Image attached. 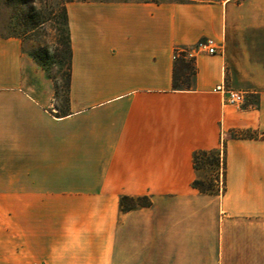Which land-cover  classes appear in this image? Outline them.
I'll list each match as a JSON object with an SVG mask.
<instances>
[{
  "label": "crops",
  "instance_id": "0c3cea01",
  "mask_svg": "<svg viewBox=\"0 0 264 264\" xmlns=\"http://www.w3.org/2000/svg\"><path fill=\"white\" fill-rule=\"evenodd\" d=\"M67 10L66 117L23 40L0 34V264H264V0ZM205 39L220 50L175 58ZM212 150L216 195L194 187V155ZM123 197L152 205L125 212Z\"/></svg>",
  "mask_w": 264,
  "mask_h": 264
},
{
  "label": "rangeland",
  "instance_id": "374dc122",
  "mask_svg": "<svg viewBox=\"0 0 264 264\" xmlns=\"http://www.w3.org/2000/svg\"><path fill=\"white\" fill-rule=\"evenodd\" d=\"M81 1H102V2H182L189 0H34V5L37 11L34 12V18H40L42 25L39 27H31L25 30L20 23L19 19L13 16V4L11 0H0V34L7 38L17 36L23 40L25 50L30 54H36L41 58L42 62L46 65V72L49 78L56 82L58 88V95L56 96L55 89V102L54 113H58L62 109V75L66 72L64 62L66 59L62 41L65 37L66 26L64 24L63 12L64 9L72 2ZM206 1V0H205ZM207 1H223V0H207ZM24 31H26L24 33ZM58 50V51H57ZM194 70L191 67L189 73ZM180 77V85L187 86L192 84L194 76L191 75H178ZM54 83V81H53ZM55 87V85H54ZM211 170L206 168L199 172V178L210 179ZM223 175L220 176L219 188L223 189L224 185ZM23 249L28 247V240L23 239Z\"/></svg>",
  "mask_w": 264,
  "mask_h": 264
},
{
  "label": "trees",
  "instance_id": "16d2710c",
  "mask_svg": "<svg viewBox=\"0 0 264 264\" xmlns=\"http://www.w3.org/2000/svg\"><path fill=\"white\" fill-rule=\"evenodd\" d=\"M13 4V16L15 15L22 26L27 29L31 27H39L42 25L41 19L34 18V12L37 11L35 7H29L34 5V0H11ZM63 19L64 24L66 26V32L64 40L62 41L63 50L66 56L64 67H66V72L62 75V102L63 106L58 113H55L57 118H63L69 115L70 109V93H71V85H72V70H73V50L71 44V34L69 28V17H68V10L65 8L63 12ZM24 31V33L26 32ZM18 38L17 36H12ZM10 38V37H9ZM20 39V38H19ZM22 40V39H21ZM58 51V50H57ZM31 56L35 59V61L45 70V64L42 62L41 58L38 57L36 54H31ZM192 65L187 64L184 71L180 73V75H193L195 77L194 70L189 73L191 70ZM54 85L56 89V96L58 95V88L56 85L55 80ZM175 88H180V77L175 75ZM191 86V84H190ZM56 98V97H55ZM194 163L195 168L197 171L205 170L206 168L211 170L210 179H201L198 178L194 182V187L197 188L201 193L208 194V195H216L219 194V181L221 174L224 176L225 169H226V162L219 150H212V151H199L194 155ZM152 205L151 200L148 197H138V198H130V197H123L121 199V209L125 212L137 209L139 207H150Z\"/></svg>",
  "mask_w": 264,
  "mask_h": 264
},
{
  "label": "built area",
  "instance_id": "2783aa9c",
  "mask_svg": "<svg viewBox=\"0 0 264 264\" xmlns=\"http://www.w3.org/2000/svg\"><path fill=\"white\" fill-rule=\"evenodd\" d=\"M220 50L218 44L213 39H205L199 42L194 48L181 50L177 49L175 52V58L185 56L189 59H194L198 53L216 54ZM217 91L223 93L225 103L227 105L243 107L247 101V93L245 91L228 89L224 86H219ZM221 190H223L221 188Z\"/></svg>",
  "mask_w": 264,
  "mask_h": 264
}]
</instances>
